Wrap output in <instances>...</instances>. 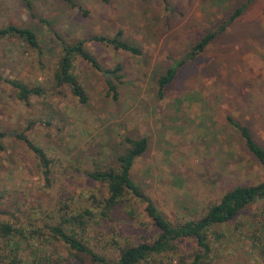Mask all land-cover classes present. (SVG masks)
<instances>
[{"label": "rangeland", "instance_id": "374dc122", "mask_svg": "<svg viewBox=\"0 0 264 264\" xmlns=\"http://www.w3.org/2000/svg\"><path fill=\"white\" fill-rule=\"evenodd\" d=\"M243 1L225 0V6L215 7L212 0H73L76 7L71 8L61 0H29L28 10L22 0H0V27L13 24L34 30L43 52L39 57L17 39L2 40L0 79L16 78L47 90L45 97L25 105L0 82V132L6 134L0 139V222L22 229L28 247L66 257L45 226L59 221L66 212L62 205L77 214L91 207V195H104L106 185L88 181L82 173L109 166L122 151L124 136L148 139L133 178L172 223L198 218L235 185L262 180L254 162L229 150L236 145L233 138L222 145L213 140L222 139L226 116L232 115L249 125L264 146L263 1L248 6L201 55L179 69L163 98L157 97V80L175 59ZM119 30L141 54L130 56L88 43L102 71L75 61L88 95L86 105L67 88L56 91L51 86L60 53L56 37H111ZM116 64H122L123 78L114 101L107 97L106 81ZM30 123L33 128L26 130ZM21 133L41 148L46 162L18 139ZM204 134L213 140L207 142ZM219 160L224 163L219 165ZM240 160L242 167L237 165ZM35 230L43 236L37 239ZM213 232L222 237L213 240L211 263L205 264H264V202L246 208L210 235ZM87 235L98 238V248L104 247L109 225H93ZM181 246L187 255L194 251L192 242ZM103 251L108 253L109 247Z\"/></svg>", "mask_w": 264, "mask_h": 264}, {"label": "trees", "instance_id": "16d2710c", "mask_svg": "<svg viewBox=\"0 0 264 264\" xmlns=\"http://www.w3.org/2000/svg\"><path fill=\"white\" fill-rule=\"evenodd\" d=\"M28 10H31L29 0H22ZM71 8L76 5L73 0H61ZM225 0H212L213 6H225ZM258 0H244L221 23L212 25L208 32L181 59H175L173 65L161 75L157 84L158 98H163V90L177 76L179 69L186 63L195 60L214 39L224 33L237 19L241 18L245 9ZM264 2V0H261ZM221 4V5H220ZM82 12V9H80ZM85 16V12H82ZM14 38L25 43L43 55L41 43L36 32L30 28L4 24L0 27V42ZM60 53L54 63L51 73V86L56 90L67 88L71 95L82 105L88 102L87 92L80 82L76 71L75 61L81 59L92 69L101 72L102 67L96 57L88 50V43H98L111 47L115 51L130 56H139L141 50L123 39V32L117 31L113 36L92 35L79 40L66 41L56 37ZM122 64H116L108 73L107 97L114 101L119 98V86L122 84ZM9 88L13 96L21 103L28 105L32 98H43L47 90L39 85H29L16 78L0 79ZM176 103L182 105V99ZM205 116V114H202ZM201 118V117H200ZM47 124V123H45ZM30 123L26 130L32 129ZM196 136L197 133H194ZM6 134L0 132V139ZM27 147L44 162L41 148L32 144L24 133L17 135ZM210 142L212 136L204 134ZM229 138L235 140L234 148L229 149L234 155L246 156L254 162L264 176V146L256 139L251 127L234 116H226L223 125V137L220 141L213 140L218 145L226 144ZM205 142V141H204ZM122 151L115 155L109 166L96 167L93 171H84L83 176L93 183L106 185V192L102 196L91 195V207L80 209L77 214L69 211L67 204L61 206L63 213L59 221L45 226L51 241L58 244L66 257L41 253L33 246L28 247L29 237H25L22 229H16L7 222H0V264H205L211 263L212 244L220 241L221 234L210 232L217 227L224 226L236 218L246 208L259 202H264V178L257 179L248 185H235L224 191L219 200L210 205L198 218L185 222L172 223L156 206L154 200L147 195L133 178L134 166L139 158L148 150L146 137L131 138L124 136L121 140ZM231 152L224 153L226 158ZM224 160V159H222ZM221 160V161H222ZM219 160V165L223 164ZM46 162V161H45ZM238 167L244 162L238 161ZM47 171H44V175ZM62 201V200H61ZM109 225V241L104 247H109L108 253L104 247L96 245L99 240L87 235L93 225L100 228ZM106 229V227H102ZM37 239L43 236L38 230L33 231ZM100 236V233H99ZM210 236H214L211 239ZM31 238V237H30ZM100 238V237H99ZM101 239V238H100ZM96 242L95 245L92 243ZM192 242L190 255L183 253L182 242ZM30 250H29V249Z\"/></svg>", "mask_w": 264, "mask_h": 264}]
</instances>
